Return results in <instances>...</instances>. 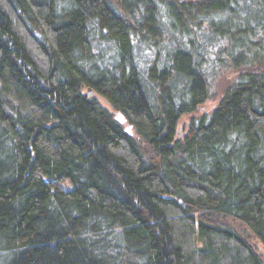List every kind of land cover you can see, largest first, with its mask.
Returning a JSON list of instances; mask_svg holds the SVG:
<instances>
[{"label":"trees","instance_id":"1","mask_svg":"<svg viewBox=\"0 0 264 264\" xmlns=\"http://www.w3.org/2000/svg\"><path fill=\"white\" fill-rule=\"evenodd\" d=\"M0 264H264V0H0Z\"/></svg>","mask_w":264,"mask_h":264},{"label":"rangeland","instance_id":"2","mask_svg":"<svg viewBox=\"0 0 264 264\" xmlns=\"http://www.w3.org/2000/svg\"><path fill=\"white\" fill-rule=\"evenodd\" d=\"M168 42V40L164 39L162 42V45H165ZM169 45V44H168ZM170 46V45H169ZM170 48V47H169ZM136 53H139V56L137 55V64L138 67L141 69V71L146 70L147 67H149L153 60V54L148 46L141 44L136 49ZM167 63H157L158 68H162L163 65ZM204 64V72L206 73L207 79H208V99L207 101L201 106L200 110L203 111L205 115H209L218 105V102L223 96V93L227 86L229 85V82L233 79V76L235 74L232 72V63H203ZM116 120L118 123H120L122 126L125 127V130L130 133L131 129L127 125V123L124 121V119L116 114L115 115ZM187 118H183V121L185 122ZM182 123L180 124L179 128L181 129ZM63 188L71 189V186L69 188L68 183L62 184ZM234 227H238L236 223H232ZM239 231H244V229L241 227L236 228ZM254 242V241H253Z\"/></svg>","mask_w":264,"mask_h":264},{"label":"water","instance_id":"3","mask_svg":"<svg viewBox=\"0 0 264 264\" xmlns=\"http://www.w3.org/2000/svg\"><path fill=\"white\" fill-rule=\"evenodd\" d=\"M88 95H89V96H91V95H92V93H91V92H88Z\"/></svg>","mask_w":264,"mask_h":264}]
</instances>
